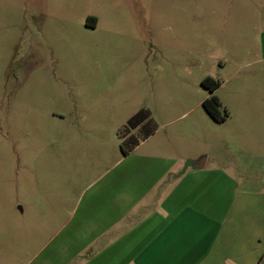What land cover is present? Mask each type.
I'll use <instances>...</instances> for the list:
<instances>
[{
    "label": "rangeland",
    "instance_id": "obj_1",
    "mask_svg": "<svg viewBox=\"0 0 264 264\" xmlns=\"http://www.w3.org/2000/svg\"><path fill=\"white\" fill-rule=\"evenodd\" d=\"M140 109L137 161H167L172 187L204 160L233 229L245 201L264 208V0H0V264L61 240L88 184L143 177L120 147Z\"/></svg>",
    "mask_w": 264,
    "mask_h": 264
},
{
    "label": "crops",
    "instance_id": "obj_2",
    "mask_svg": "<svg viewBox=\"0 0 264 264\" xmlns=\"http://www.w3.org/2000/svg\"><path fill=\"white\" fill-rule=\"evenodd\" d=\"M130 153L123 162L132 159L143 177L110 172L88 184L60 231L63 238L50 239L24 264H264L261 199L250 215L244 202L233 229L228 214L224 222L214 210V176L203 175L205 163L192 161L170 187L167 161L151 155L137 161Z\"/></svg>",
    "mask_w": 264,
    "mask_h": 264
},
{
    "label": "trees",
    "instance_id": "obj_3",
    "mask_svg": "<svg viewBox=\"0 0 264 264\" xmlns=\"http://www.w3.org/2000/svg\"><path fill=\"white\" fill-rule=\"evenodd\" d=\"M201 84L203 87H205L209 91V96L206 97L202 101V106L204 110L207 112V114L214 119L217 122H223L227 118V113L225 110L221 109L220 102L216 95H214V91L219 87L221 84L220 81L217 78H213L211 76L205 77L202 81ZM149 121V112L146 109H140L137 111L135 114H133L131 117L128 118L127 124L122 130V142H121V151L123 155H127L129 153L128 146H126V142L129 139L132 140V147H135L139 142L136 138L133 137V135H128L131 130H135L136 128H140L144 125V123ZM151 132H149L145 137L149 136ZM128 135V136H127ZM128 137V138H126ZM130 150V151H131Z\"/></svg>",
    "mask_w": 264,
    "mask_h": 264
},
{
    "label": "water",
    "instance_id": "obj_4",
    "mask_svg": "<svg viewBox=\"0 0 264 264\" xmlns=\"http://www.w3.org/2000/svg\"><path fill=\"white\" fill-rule=\"evenodd\" d=\"M203 164H204V161L202 160V161H199L198 163H196L195 166H200L201 167V166H203Z\"/></svg>",
    "mask_w": 264,
    "mask_h": 264
}]
</instances>
